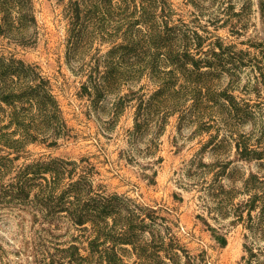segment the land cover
Instances as JSON below:
<instances>
[{
	"label": "rangeland",
	"instance_id": "374dc122",
	"mask_svg": "<svg viewBox=\"0 0 264 264\" xmlns=\"http://www.w3.org/2000/svg\"><path fill=\"white\" fill-rule=\"evenodd\" d=\"M167 1L171 18L203 39L195 58L202 72H212L207 79L218 93L215 109L197 122L188 99L160 127L146 122L143 102L160 87L150 76L111 91L93 86L103 83L94 79L104 74L112 23H101L111 37L97 34L85 46V0H32L35 39L26 45L1 39L0 55L36 67L34 82L42 77L50 84L67 129L27 146L15 164L63 158L69 162L66 182L84 178L94 193L117 194L132 209L148 207L140 216V237L169 234L180 244L176 261L161 253L165 264H264V0ZM72 2L80 3V12ZM220 45L233 58L212 69L204 60L211 61ZM120 96L125 104L116 110ZM230 103L241 107L242 117L234 116ZM137 122L146 124L141 134H135ZM12 176L14 171L5 183ZM69 210L66 204L55 219H45L30 202L0 201V264H47L43 258L49 262L51 254L69 259L73 246L89 255L91 225L74 223ZM47 231L54 234L47 251H38L35 240ZM123 253L129 264L136 259Z\"/></svg>",
	"mask_w": 264,
	"mask_h": 264
},
{
	"label": "trees",
	"instance_id": "16d2710c",
	"mask_svg": "<svg viewBox=\"0 0 264 264\" xmlns=\"http://www.w3.org/2000/svg\"><path fill=\"white\" fill-rule=\"evenodd\" d=\"M72 4L76 6L74 10L80 12V3ZM158 5L162 7L160 13ZM172 11L167 0H140V4L137 0H120L116 5L111 0H85V46L97 34L111 37L112 34L103 29V20L112 23V33H115L111 39L113 46L104 59V74L94 79H101L103 83L95 82L93 86L111 91L124 81L134 82L143 75L150 76L160 87L152 100L142 101L141 109L145 121L153 119L158 127L170 111L181 109L188 99L192 100L193 116L200 122L215 109L218 95L215 82L207 79L212 72H202L201 60L195 58L200 54L203 39L185 22L176 23L171 18ZM36 26L32 0H0V40L8 38L22 45L29 44L35 39ZM83 39L75 43L82 46ZM212 58L204 63L218 69L233 56L228 48L220 45V51H213ZM191 65L194 69L189 68ZM35 69L14 56L0 55V201L30 202L45 219H55L58 209L67 204L74 223H88L93 231L89 255H81L79 248L73 246L75 254L69 259L51 254L49 262L45 258L43 261L92 264L96 256V264H129L124 251L136 256L132 264H165L166 258L176 261L180 249L177 237L154 233L149 241L140 237V216L148 213V207L136 206L138 211L127 207L117 194L94 193L92 185L84 178L66 182L69 162L63 158L39 157L15 164L21 153L27 152V146L60 136L67 129L50 84L42 77L40 82H34V77L38 76ZM179 76L184 79L180 86L176 80ZM125 100L120 96L116 110ZM230 104L234 116L242 117L241 107ZM145 125L137 122L135 134H141ZM13 171L14 176L5 183L4 179ZM53 235L52 231L40 233L35 240L38 251H47V237ZM120 244H130L131 249H123ZM161 253L166 257L164 260H160Z\"/></svg>",
	"mask_w": 264,
	"mask_h": 264
}]
</instances>
